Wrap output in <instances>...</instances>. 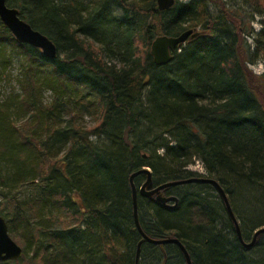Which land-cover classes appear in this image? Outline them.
<instances>
[{
  "label": "trees",
  "instance_id": "1",
  "mask_svg": "<svg viewBox=\"0 0 264 264\" xmlns=\"http://www.w3.org/2000/svg\"><path fill=\"white\" fill-rule=\"evenodd\" d=\"M248 1L264 14V0ZM7 4L59 54L47 60L0 20V55L7 45L24 55L18 103L30 114L17 124L10 102L0 104V214L24 249L20 260L0 264H136L143 236L130 176L144 167L158 186L202 176L189 168L199 160L203 176L224 188L243 239L264 227V85L248 68L241 35L254 32L243 10L219 0H176L168 10L156 0ZM198 27L201 34L173 51L170 63L154 62L157 36ZM45 89L51 102L42 98ZM84 113L92 125L78 123ZM166 194L179 198L177 206L138 195L146 234L178 238L194 264H264V233L245 248L211 184L176 185ZM138 264L187 263L176 244L144 241Z\"/></svg>",
  "mask_w": 264,
  "mask_h": 264
},
{
  "label": "water",
  "instance_id": "2",
  "mask_svg": "<svg viewBox=\"0 0 264 264\" xmlns=\"http://www.w3.org/2000/svg\"><path fill=\"white\" fill-rule=\"evenodd\" d=\"M160 10H168L173 7L176 0H156ZM0 20L4 26L12 33L15 39L21 43L41 51L44 58L49 61L55 60L58 57V48L53 40H51L47 35L36 30L32 27L30 23L21 18L20 11L18 8L11 7L7 4V0H0ZM201 34V30L189 29L177 36L159 35L157 36L151 45V54L153 56L154 62L157 65H165L171 62L173 58L172 52L177 50L180 45L185 44L189 39H194ZM140 174H145L146 179L140 187H137L134 179ZM187 183H207L211 184L221 196L227 212L234 224L236 233L239 240L242 242L245 248H252L258 237L264 233V227L255 231L252 240L246 242L243 239L239 221L237 220L228 196L221 186V184L214 178L206 176H196L189 179H181L168 181L161 185L155 186L152 178V172L149 168H142L133 172L130 176V186L133 196V208L134 217L138 230L143 236V239L138 245L137 250V260L136 264L139 262V256L141 251V245L144 241H148L154 244H176L181 252L183 253L187 264H194L191 256L185 247V245L176 237L168 236L162 239H156L144 232L139 222V212H138V195L146 198H152L157 203L162 205H168L169 207L177 206L179 198L175 195H167L166 190L169 187L182 185ZM24 255V249L19 245L10 235L8 224L6 219L0 214V262L5 261H18Z\"/></svg>",
  "mask_w": 264,
  "mask_h": 264
},
{
  "label": "rangeland",
  "instance_id": "3",
  "mask_svg": "<svg viewBox=\"0 0 264 264\" xmlns=\"http://www.w3.org/2000/svg\"><path fill=\"white\" fill-rule=\"evenodd\" d=\"M219 3H224L229 9L236 13H240V11L243 10L242 13L245 12L247 14L246 28L248 30L253 29V35L256 39L243 34L241 35L242 44L245 45L247 51L251 52L250 58L248 59V68L252 71L254 76L257 77V79L259 78L258 80L261 84L264 85V78L262 77L264 75V35L261 34L262 32L259 33L264 30V14H262L259 9L251 5L248 0H219ZM215 7V3H213L211 7L213 11H215ZM197 30H201V28L198 27ZM3 51H5V53H3L2 56L0 55V104L10 102L12 120L19 124L30 116L29 112H25L21 109L18 103L23 97L22 84L20 80L23 79L22 75L24 73L22 65L24 55L10 45H7L5 49L3 48ZM257 79L254 78L255 83H258ZM41 94L45 102H51L53 100V93L50 90H42ZM65 114L57 120L59 122L65 121V119L69 117ZM78 123L83 126H90L94 122L90 115L84 113L78 118ZM189 168L201 175H205L206 173L203 164L199 160H195ZM29 190L30 188L25 186L24 188H21L18 195L22 198L29 193ZM3 192L4 190L0 187V208H4L5 205V200L2 198ZM201 216L202 215L197 214L196 219H201ZM15 241L23 247V244L19 242V240ZM33 254L34 250H30L29 256H32Z\"/></svg>",
  "mask_w": 264,
  "mask_h": 264
},
{
  "label": "bare ground",
  "instance_id": "4",
  "mask_svg": "<svg viewBox=\"0 0 264 264\" xmlns=\"http://www.w3.org/2000/svg\"><path fill=\"white\" fill-rule=\"evenodd\" d=\"M211 4H213V2H211ZM209 5V7H208V11H210L211 12V14H215L216 13V11H213V9L211 8L212 7V5ZM241 16L245 19V21H246V19H247V14L244 12V13H242L241 14ZM237 20V19H236ZM237 22V21H236ZM245 23H247V22H245ZM204 167V166H203ZM193 177H196V176H193ZM190 178H192V177H190ZM187 179H189V178H187ZM174 181V180H173ZM170 188V187H169ZM210 193H212V191L210 190ZM216 193L219 195V193H218V191L216 190ZM220 196V195H219ZM221 197V196H220ZM222 199V198H221ZM224 203V202H223ZM225 205V204H224ZM134 219H135V217H134ZM140 222V221H139ZM135 224H136V222H135ZM141 225V224H140ZM252 240V239H251ZM250 240V241H251ZM250 241H246V242H250Z\"/></svg>",
  "mask_w": 264,
  "mask_h": 264
}]
</instances>
